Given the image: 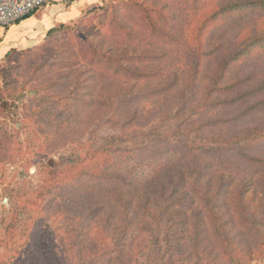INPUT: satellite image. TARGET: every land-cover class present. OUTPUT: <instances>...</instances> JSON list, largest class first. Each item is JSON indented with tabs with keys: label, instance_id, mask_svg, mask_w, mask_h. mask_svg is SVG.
I'll use <instances>...</instances> for the list:
<instances>
[{
	"label": "rangeland",
	"instance_id": "374dc122",
	"mask_svg": "<svg viewBox=\"0 0 264 264\" xmlns=\"http://www.w3.org/2000/svg\"><path fill=\"white\" fill-rule=\"evenodd\" d=\"M41 10L0 53V264H264V0Z\"/></svg>",
	"mask_w": 264,
	"mask_h": 264
},
{
	"label": "crops",
	"instance_id": "0c3cea01",
	"mask_svg": "<svg viewBox=\"0 0 264 264\" xmlns=\"http://www.w3.org/2000/svg\"><path fill=\"white\" fill-rule=\"evenodd\" d=\"M49 3L45 6L47 7ZM42 8L34 11L29 17L22 18L14 24L1 28L5 30L4 38L0 42V53L3 54L10 48L31 45L44 37L55 20H52V16L48 15L46 10H41Z\"/></svg>",
	"mask_w": 264,
	"mask_h": 264
},
{
	"label": "trees",
	"instance_id": "16d2710c",
	"mask_svg": "<svg viewBox=\"0 0 264 264\" xmlns=\"http://www.w3.org/2000/svg\"><path fill=\"white\" fill-rule=\"evenodd\" d=\"M34 12V11H33ZM33 12H31L30 14H28L27 16H25L24 18L26 17H29ZM52 30V28H50L47 33H49L50 31ZM167 170V169H166ZM182 176V175H180ZM182 178L181 177H178L177 179L175 180H161V181H158L157 183L155 182V176H153L152 178L150 179H147L143 182V184L141 186L142 189L144 188L143 192H142V195L144 197H147V194L149 195V192H151L150 188L151 186H149L151 183L152 184H155V187H157V185H159V183H161V191L163 189H165V185L168 186V187H171L173 185V188H172V191L173 193H175L176 195V199H180L181 196L184 195V190H182V188L184 187L183 186V180H181ZM173 181V182H172ZM171 182L173 184H171ZM42 187V186H41ZM40 193H37V191H26V192H23L22 194H18V195H15L14 199V203H15V206H18L20 208H22L24 211H28V210H32L34 208H36V206L38 204H40V202H42V198L39 197L40 196ZM159 194V193H157ZM117 196H118V193L116 191H113L111 194H110V197L113 198V202L109 205H111L114 210L116 208V205H117ZM8 200H10V198H8ZM133 201L130 199L128 200H124L121 204V208L120 210H117L120 212V214H122L123 218H129V212L127 210V206L130 204H132ZM107 205V204H105ZM137 208H141V203L139 201H136L134 202V204ZM108 206V205H107ZM144 210V208H142ZM223 226L221 225H216V228H215V231H216V234L219 238H221L224 233H225V230H223ZM31 238L32 237V234L30 236H27V238ZM34 249H31V252H33Z\"/></svg>",
	"mask_w": 264,
	"mask_h": 264
},
{
	"label": "built area",
	"instance_id": "2783aa9c",
	"mask_svg": "<svg viewBox=\"0 0 264 264\" xmlns=\"http://www.w3.org/2000/svg\"><path fill=\"white\" fill-rule=\"evenodd\" d=\"M52 0H0V28L14 24Z\"/></svg>",
	"mask_w": 264,
	"mask_h": 264
}]
</instances>
